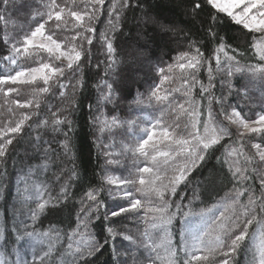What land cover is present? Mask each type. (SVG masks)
Here are the masks:
<instances>
[{"label": "trees", "instance_id": "trees-1", "mask_svg": "<svg viewBox=\"0 0 264 264\" xmlns=\"http://www.w3.org/2000/svg\"><path fill=\"white\" fill-rule=\"evenodd\" d=\"M49 2L50 0H30L34 11L41 12L47 10L44 5ZM114 2L117 3L118 9L119 0H104L103 5L97 6L99 12L95 21L91 22L94 32L87 33L83 32L82 28L74 27L80 23L87 27L89 24L87 17L83 22H78L68 12L71 9L82 13L87 12L91 15L96 11L91 6V1L57 0V3L64 7L62 21H66V26L63 30L57 29L54 22L50 21L45 26V34H48V30L51 29L55 33L54 38L58 39L63 48L75 46L77 50H83L81 60L73 65L74 70H70L67 69V65L56 62L47 51L40 48H30L27 53L22 52L17 57L21 67H35L44 62L53 63L65 69V76L50 79L48 85L50 90L47 93L38 91L40 87L45 86L43 81L38 79L31 84L18 82L15 85H0V127L17 121L22 115L29 112H36L37 115L33 116L32 120L27 122L28 124H33V121L44 118L51 120L53 119V112L56 113V118L67 117L72 121V128L69 132L70 154L65 156L58 149L57 153L52 155V162L47 170L35 168L41 163V160L39 155L34 154L26 143L30 138L27 136L20 144H16L14 141V147L9 146L6 160L0 162V233L4 236L3 243L6 250L8 251L15 244V237L25 230L18 227L14 221L15 209L20 204L15 199L11 201L13 183L21 177L26 179L24 181L27 185L32 181L47 184L42 203L49 197L55 198L60 195L61 185L65 181L71 185L70 198L61 200L56 205L58 210H54L52 204H47L37 219L31 221V227L26 229L37 233L48 231L56 233L58 238H61V242L55 250V254L64 256L65 264H73L75 258L71 253L77 249L82 250L84 255L83 258L76 260L75 264H116L113 244L119 251L124 252L128 242L117 235L114 241L109 238L108 243L104 244V239L108 236L107 227H113L117 233L136 236L138 243L139 240L143 239L142 236H145L142 234H147L145 236L147 242L149 239L151 240V242L149 241L150 244L154 242L157 246L162 245L158 247L159 259L157 264H169L171 256L167 247L168 240L170 239L171 245L178 249L186 221L203 215L214 206L225 202L237 203L240 206H233L235 208V212L232 214L233 224L229 230L224 232L223 243H230L229 236L238 233L237 224L242 225L243 221L255 217L253 224L249 226V237L242 243L234 257H228L231 264H258L252 241L258 224L264 225V211L261 210L264 207V201H262L260 187L264 162L258 160L251 144L261 143L264 146V139L259 134L244 133L243 138L237 139V132L227 127L233 135L226 137L221 142L225 147L221 148L219 145L213 147L219 149L215 151V157H220L222 160L226 159L228 164L221 169L217 160L212 158L206 167L192 170L188 175L190 183H180L175 195L166 196L168 203L167 208L163 211L160 210L161 202L154 191L136 192L133 189L135 198L142 201L140 208L135 212H129L110 220L103 219L105 211H115L118 206L128 205L126 200L113 201L109 196L108 189L111 188L115 192L116 186L107 184L108 177L128 178L132 174L137 179L136 187H144L138 183L142 174L138 173L136 169L145 166L146 159L135 150L136 134L142 126L157 124L159 120L160 126L169 127L172 140L189 139L191 136L188 135V132L194 131L191 129L193 116L198 114L197 127L200 128L208 116L210 107L213 120L221 127L226 126L221 121V116H225V113L229 114L232 109L239 111L244 119L255 118L264 112V80L261 79L259 73L253 75L249 71L250 67L264 64L260 61V53L254 46L257 40L253 38L259 34L252 32L245 35L248 30L243 29L242 25H237L221 14L222 19L217 31L226 44L225 51L228 56H235V61L228 60L224 53L212 51L211 49L218 47L215 43L211 44L209 49L201 46L205 41L195 34V32L200 31L199 24L194 27L186 25L193 31L190 32L185 28V33L181 34L178 42H173L167 46L162 44L159 48L152 46L146 51L143 60L146 69L140 73L139 83L130 86L131 94L125 93L122 97L117 92L113 103L102 105L100 108V111L104 112L105 115H116L121 120H136V125L131 130L127 126L113 127L111 132L106 131L101 134L92 123V116L96 112L97 98L100 96L98 86H102L105 80L109 82L120 80L127 75L123 63L124 53L135 42L136 37V21L133 19V12L131 11L126 12V19L121 17L120 22L116 23L115 29L110 27L108 23L109 8ZM178 3L179 0H146L141 9L147 10L149 6L152 9L163 8L165 11L174 13L179 23L187 20L188 17L184 16L177 7ZM207 12L208 9L205 6L202 12L205 18ZM117 14L116 11L113 12L114 22ZM154 14L155 12H153ZM0 15L5 17L4 20H0V40L8 41V48H11L12 43L17 40L22 41L23 33L29 31L30 28L34 30L36 26V21H33L31 17L16 11L13 0H10L7 6L0 4ZM140 15L141 11L137 10L135 16L139 17ZM181 27L184 26L181 25ZM121 30L123 35L120 34ZM78 32H83L84 36H91L93 43L89 45L86 39H82L77 34ZM101 34H109L115 37L114 47L116 51L112 58L109 57L103 41L99 39ZM185 34L189 35L192 41H198L191 49L184 41ZM18 46L22 45L18 44ZM197 47L200 48V55L204 59L197 69H193L189 65V59L196 53ZM180 52H188V58L179 59ZM0 59H4L3 55H0ZM217 60H219V66H217ZM236 61L239 63L237 64ZM181 63L185 65L184 68L179 66ZM169 65H171V69H169ZM237 67L242 68L243 71H237ZM160 68L164 69L163 74L159 72ZM209 68L212 69L211 81ZM229 71L232 72L231 76L228 75ZM106 72L108 73L107 76L105 75ZM193 72L198 81L194 85ZM161 75L167 76L162 85L159 83ZM61 84L64 87H60ZM201 84L208 87L207 93L201 91ZM229 84H231V88H229ZM153 85L156 87L153 88ZM209 85L211 86L209 87ZM9 87L15 88L17 91L8 92ZM153 91H155L156 96L160 97L159 100L152 95ZM61 92L64 93L63 97L60 95ZM221 98H223V109L219 102ZM17 101L28 103V107L21 108ZM193 101L195 102V114L190 103ZM210 101L211 105L209 104ZM89 105L92 107L89 108ZM177 122L180 123V128L173 126ZM63 127L65 131H68L67 125ZM37 133L41 134L44 139L56 135L51 131V128L35 129L31 133L32 137ZM97 137L101 138L100 141L97 140ZM59 138L63 139L62 136ZM100 142L109 147L102 149L98 146ZM105 151L112 153L110 159L120 161L119 166L115 164L105 165ZM34 155L35 158L30 159ZM171 165L169 168L176 166ZM213 165H216V169L213 170L216 179L212 185H207L204 183V178L209 175V170L212 169ZM229 167L233 172L236 168L242 169L243 174L248 179L243 182L232 179L228 172ZM72 169L75 170L76 175L69 180L68 177L71 175L69 170ZM166 170L170 174L165 171L163 177L166 175L170 177L173 172L170 171L171 169ZM57 176H60L59 180L56 179ZM164 183H168V180L165 179ZM92 188L100 189L98 197L101 201L100 207L90 223L81 214L80 226L77 227V213L79 212L81 197ZM249 188H251V192L247 191ZM237 192L243 194L237 196ZM249 195L254 197L252 204H249ZM88 203L91 201L85 198V204ZM177 204L180 205L179 210L175 207ZM161 221L166 222L165 231L168 230V238L166 237L167 234L161 237L158 233V231L161 232L160 229L154 227V223ZM69 235L72 237L70 241ZM160 238L163 239L160 240ZM96 241L100 242L102 247L99 251L88 255L90 245ZM69 243L72 244L71 249L68 248ZM163 248L167 249V253L162 252ZM135 252L138 258L137 264H148L146 258L149 252L143 246L137 247ZM254 254L255 262H253ZM207 256L208 260H201L199 264H218L220 260L224 259L219 249L211 251ZM185 259H189V257L185 256L183 252H178L175 264H183ZM50 262H52L51 259ZM192 264H196V262H192Z\"/></svg>", "mask_w": 264, "mask_h": 264}, {"label": "snow or ice", "instance_id": "snow-or-ice-1", "mask_svg": "<svg viewBox=\"0 0 264 264\" xmlns=\"http://www.w3.org/2000/svg\"><path fill=\"white\" fill-rule=\"evenodd\" d=\"M10 0H0V4L7 6ZM74 2V0H73ZM146 3V0H119V8L117 9V3L114 2L110 5L109 8V25L112 29H115L116 23L120 22L121 17L126 19V12H133V19L136 21V37L135 42L125 51L124 56L125 59L123 61L127 75L120 80H112L111 82L105 80L102 86H98L100 91V96L97 98V106L96 112L92 116L93 126L97 128V130L103 134L106 131L111 132L113 127H123L127 126L129 130L136 125L137 121L133 119L129 120H121L120 117L116 115H105L104 112L100 111L102 105H106L109 103H113L116 99V93L119 92L123 97L125 93L131 94L132 85H137L140 81V73L142 71V64L144 57L146 55V51L154 46L159 48L162 44L167 46L173 42H178L182 33H185V28L188 31H193L192 28L186 27V25L195 26L197 24L200 25V31L195 32V34L201 38V40L205 41L202 47L205 49H209L211 44L215 43L218 45L217 48L211 49L214 52L224 53L226 58L231 61H235V56H228L225 51L226 44L223 42V38L220 36L219 31H217L220 21L223 17H227L234 21L237 25H242L243 29L248 30L245 35L248 33H258V36H255L254 40H259L262 44H264V0H179L177 7L183 13L184 16L188 17L187 20L183 22H177L176 15L170 11H165L163 8L158 7L157 9H152L151 6L147 10H142L141 6ZM104 0H91V6L96 9L91 15L87 12L75 11L69 9L68 14L78 22H83L85 17H87L89 24L87 27L80 23L74 27H79L83 29V32L92 33L94 32V28L92 27L93 21H95L97 14L99 12V8L97 6L103 5ZM13 6L16 11L22 13L24 16L31 17L33 21H36V26L34 30L31 28L29 31L23 33L22 41L17 40L12 43L11 48H8V41L0 40V55H3L4 59L9 60L13 65H16L20 70L16 71L14 75H5L0 77V85L12 84L15 85L18 82L20 83H33L37 79H40L44 83V87H40L38 89L41 93L49 92V80L53 77L59 78L65 76V69L61 66L55 65L53 63H41L39 67H29L23 68L18 64L17 57L21 55V53H27V46H38L40 49L46 50L47 53L54 58L55 60H60L62 57L66 58L68 61L67 69L74 70L73 65L81 60L83 50H77L75 46L71 47L67 52L61 51V43L58 42V39L54 38L55 33L48 30V34H45V26L50 21L54 22V26L57 29L63 30L64 26H66V21H62V14L64 12V7L61 4L57 3V0H50L49 3L45 4L44 7L47 9L46 11H34L30 0H13ZM205 6L208 9L206 18L202 15L203 9ZM137 10L141 11V15L139 17L135 16V12ZM116 11L118 14L115 17V22L113 20V12ZM34 12V15H33ZM153 12L155 14L153 15ZM38 18V20H37ZM5 17L0 15V20H4ZM183 25L184 27H181ZM83 32H78L77 34L81 36L82 39H86L87 43L91 45L93 43V39L91 36H84ZM123 35V31L120 32ZM40 37L39 42L37 43L36 38ZM103 41L104 46L106 47L107 53L109 57L112 58L116 49L114 47V39L113 35L109 34H101L99 37ZM184 41L188 44L189 49L198 41H192L191 37L187 34L184 35ZM18 44L22 46H18ZM255 46V45H254ZM188 52H180L179 59L188 58ZM199 57V58H197ZM203 56L200 55V48H196V53L191 56L189 59V65L193 69H197L203 60ZM260 61L264 62V49L260 51ZM115 62V61H113ZM238 64L239 62L236 61ZM181 68H184L185 65L181 63L179 65ZM217 66H219V60H217ZM111 67V65H110ZM169 69H171V65H169ZM237 71H243L242 68L237 67ZM249 71L255 75L256 73L260 74L262 80H264V64L256 67H250ZM159 72L161 74L164 73V69L160 68ZM212 69L209 68V79L211 81ZM107 76L108 73L106 72ZM228 75L231 76L232 72L229 71ZM22 77H26L27 79L21 80ZM167 79L166 75H161L159 78V83L162 85L164 80ZM193 85L198 83L195 78V74H192ZM79 84V81L77 82ZM211 85H209L210 87ZM60 87H64L63 84ZM156 85H153L155 88ZM201 91L203 93L208 92V87H205L203 84L200 85ZM229 88H231V84H229ZM8 92L17 91L15 88L9 87ZM210 94V93H209ZM61 97L64 96V93H60ZM153 96H156L155 91L152 93ZM159 100L160 97L156 96ZM222 99L219 101L221 103V107L223 109ZM19 103L21 108H27L28 103ZM192 104V110L195 114V102H190ZM211 105V101L209 102ZM92 105H89L91 108ZM182 107V106H181ZM39 108V105H37ZM37 115L36 112H29L21 116L17 121L5 126L0 127V162H4L9 153V146L14 147V141L16 144H20L24 137H30L26 143L31 148L34 154H38L41 160V163L35 166L38 169L47 170L50 163L52 162V155L57 153L58 149L62 151L63 155L68 156L71 152L70 147V137L69 132L72 128V121L67 117L63 119L56 118V113L53 112V119L49 120L47 118L33 121V124H28L27 122L32 120L33 116ZM211 107L209 108L208 116L211 120L212 118ZM225 118L230 120L231 123L242 127L247 133L259 134L262 139H264V112L258 114L255 120L244 119L241 116V113L236 109H232L230 114L225 113ZM199 120L198 114L193 116V122L191 124V129H196L197 122ZM64 125H67L68 131L64 130ZM157 126H159V120L157 121ZM175 128H180V123H174ZM40 128H51V131L56 134L53 135L49 139H44V137L37 133L34 137H32L31 133L35 129ZM146 132L147 138L141 139L136 145V151L139 152L141 156H143L146 160L150 157L152 162H156L157 155H150V152L146 150V148L151 144L153 149H157V144L153 142V137L157 135L156 132L150 131L148 129L144 130ZM203 135L200 134L199 131H189L188 135L192 137V140L188 139H175L172 140V133L169 131L168 126H164L160 133L158 134L160 137V142L171 140L172 143L180 146V150L177 151V157L183 155V163L181 165H177L173 169L172 175L164 176L161 178L160 175H156L155 179L160 181V186L155 190V194L161 202L160 210L163 211L167 208V195H175L177 191V186L180 183H190L188 181V175L190 172L196 168H203L207 166V163L212 158L217 160V164L220 165V168L223 169L228 161L226 159H221L220 157H215V151H218V148H214L213 146L219 145L221 148L225 147L222 141L225 140L226 137H231L233 133L229 131L227 126H218L217 128L210 127L209 121H205L203 123ZM62 136L61 140L59 137ZM244 133L239 132L237 130V139L243 138ZM100 137H97V140L100 141ZM234 143V141H233ZM56 145V147H53ZM102 149H107L109 146L100 142L98 144ZM251 147L256 150L259 154V158L261 161H264V146L261 143H253ZM159 155L164 157H169V152H159ZM105 165L115 164L119 166L120 161L117 159H110L112 156L111 152L105 151ZM31 158H35V155ZM216 169V165L212 166V169L209 170V175L204 178V183L207 185H212L216 179V174L213 171ZM31 171V169H30ZM71 175L68 177L71 180L75 175V170H69ZM136 171L140 174H151L153 173V167L144 166L137 167ZM63 172V170H61ZM228 172L230 173L232 179L237 180L238 182H243L248 179L246 175L243 174L242 169L236 168L233 172L231 167H229ZM57 180L60 179V176L56 177ZM167 179L168 183H164V180ZM108 185H115L116 191L113 192L111 188L108 189L109 196L113 199V201L126 200L128 202L127 206H118L115 211H105L103 214L104 220H110L112 218L120 217L129 212L137 211L142 201L140 199L135 198L133 189L136 192H143V188L136 187L137 179L134 178L132 174L128 178H116L113 179L111 177L107 178ZM139 185H145L146 180L141 175L138 179ZM260 187H261V195L262 201H264V176L260 177ZM71 185L65 181L61 185L60 195L55 198L49 197L43 203H39L36 209H30V219L35 221L38 215L45 210L47 204H52L54 210L56 209V205L61 202V200H68L70 198ZM248 192H251V188L247 189ZM100 193L99 188H92L88 190L84 196L81 197L79 212L77 213V227L80 226L81 222V214L83 217L87 218L88 222H91L93 216H96L98 209L100 207L101 201L98 199ZM242 192H237L236 195H242ZM85 198L91 203L85 204ZM254 197L249 195L248 201L249 204L253 203ZM73 207H75L73 205ZM177 210L180 209V205H175ZM264 211V207L261 209ZM174 215V214H170ZM220 216H224V212L220 213ZM255 217L252 219H247L241 224H237L236 226L239 228L238 233L234 234V236H229L230 243H220V250L223 252L224 259L220 260L218 264H231V260L228 258L229 256H233L234 254L241 248L242 243L249 237V226L253 224ZM215 222V221H214ZM170 223V218H169ZM87 226V225H85ZM54 231H58L53 229ZM106 232L108 236L104 239V244L108 243L109 238L113 241L116 236L119 235L122 240L127 241L128 245L125 248L124 252L119 251L115 245L113 244V255L116 256V264H137V256L135 249L137 247L143 246L146 251L149 252L148 257L146 258L148 264H157L159 259V251L158 247L154 242L147 243L145 240L141 239L138 243V238L131 234L126 233H117L113 227H107ZM39 234L34 231L25 230L23 234H18L15 237V242L18 244H25L31 242L34 244L37 241V236ZM43 235H48V233H44ZM147 235V234H142ZM189 238L182 235L181 242L179 248H174L171 245L170 239L167 242V247L170 251L171 259L169 260V264H175V258L178 252H183L185 256H188L189 259H185L183 264H192V262H196L199 264L201 260H208V256L201 257L196 254L198 250V245L203 243L202 236L203 233L196 234L194 232H190L188 234ZM2 238V237H0ZM71 235H69L68 239L71 240ZM219 241V238H217ZM31 244L29 246H31ZM102 247L101 243L96 241L90 245V250L88 251V255H92L94 252L99 251ZM68 248H72V244H68ZM189 248L192 249L191 253H189ZM227 249V251H224ZM260 257L258 264H264V237H262V243L259 246ZM15 256L17 259L15 261L5 260L0 258V264H28L27 261L21 262L19 260V250L15 251ZM51 255V249L49 251H45L43 256H41L40 264H43L44 258L49 257ZM71 255L75 258L73 260V264H75L76 260L83 258V251L77 249L75 252L71 253ZM253 262H255V254L253 255ZM32 264H36V257L33 256Z\"/></svg>", "mask_w": 264, "mask_h": 264}, {"label": "rangeland", "instance_id": "rangeland-1", "mask_svg": "<svg viewBox=\"0 0 264 264\" xmlns=\"http://www.w3.org/2000/svg\"><path fill=\"white\" fill-rule=\"evenodd\" d=\"M39 40H40V37L38 36L36 38L37 43L39 42ZM254 45H255V49L259 53L262 49H264V44H262L259 40H257ZM27 47L28 49L39 48L38 46H27ZM70 48L71 47L63 48L61 46L60 50L67 52ZM55 61L61 64H64V65L68 64L67 59L63 57L60 60H55ZM39 66L40 64L35 67H39ZM145 66L146 65L142 64L141 72L145 71L146 69ZM18 70L20 69L16 65H13L9 60L0 59V77H3L5 75H10V74L14 75L15 72ZM25 79L27 78L26 77L21 78V80H25ZM231 111L229 112V114L231 113ZM256 118L257 117L252 118L251 120H255ZM220 119L227 127L235 130L236 132L237 130H239V132L241 133H247L242 127H239L238 125L231 123V121L226 119L225 116H221ZM205 121H209L210 127L212 128H217L218 126H220L218 125L217 122L213 120V118H211L210 120L209 116H207ZM163 127L164 126H160V125L157 126L156 123L144 125L138 130L136 134L137 140H135V146L138 144V142L141 139L147 138L146 132L144 131L145 129H148L150 131H154L157 133V135L153 137V142L157 144V149H153L151 147V144L146 148V150L150 152V155H157V160L156 162H152L150 157L147 160H145L146 161L145 166L153 167V173L142 174L143 178H145L146 180V184L143 185L144 187H142L144 192H149V191L155 192V190L158 189L160 186V181L155 179L156 175H160L161 178H163V173L167 171L166 169H171L170 171L173 172L174 168L173 167L169 168L171 164H172L171 166H174V165L177 166L183 163L184 156L181 155L177 157L176 155L177 151L180 150L179 145L172 143L171 140L164 141L163 143L160 142V137L158 134L160 133ZM194 131H199L200 134L203 135L204 134L203 133V123L200 128L196 127ZM188 140L191 141L192 137L189 138ZM135 150H136V147H135ZM254 151L256 153L258 160H260L259 154L256 152V150ZM159 152H169L170 156L164 157L162 155H159L158 154ZM167 172L170 174L169 171ZM261 176H264V170H262ZM111 178L115 179L114 176H112ZM24 180L26 179L20 177L19 180H16V182L13 183L11 201L15 199V201H17L20 204V206H18V208L15 209V212H16L14 216L15 224H17L18 227H22L23 229L26 230L27 228L31 227V221H32L30 219L29 210L36 209L37 205L39 203H42L43 198H44L45 188L47 184L45 185L39 181H32L30 182V184L27 185ZM235 205L236 207L240 206L239 204L237 203L234 204L233 202L232 203L225 202L224 204L220 203L214 206L211 210H209L205 214L199 215L197 217H194L186 221L183 235L189 238V242H190V236L188 234L190 232H194L196 234L203 233V236H202L203 243L198 245V250L196 251L197 255H200L201 257H203V256H207L208 253H210L211 251H216L218 249L220 250L219 244L221 242L223 243V234L225 231L229 230L233 224L232 214L235 212V208L233 207ZM221 212H224L223 217L220 216ZM154 225L156 229H160L161 232H159L158 230L157 231L158 233H160L159 235H161V237H164L167 234L168 230L165 231L166 222L164 221L156 222L154 223ZM44 233H48V235H43ZM44 233H37L39 234L37 236L38 242L34 244H31V242L25 243V244H18L15 242V244H13L9 248L8 251L6 250L5 244L3 243L4 236L2 235V233H0V237H2L0 238V258L5 259V260H10V261H15L17 257L15 256L14 253L18 249L19 250V260L21 262L27 261L28 264H32L33 256H35L36 264H40L39 258L43 256V253L45 251H49L51 249V255L49 257L44 258L43 264H62V263L65 264L64 256H61V254L60 255L55 254V250L57 249L59 243L61 242V238H58L56 233H53V232L51 233L50 231L44 232ZM166 237L168 238V234L166 235ZM262 237H264V225L258 224L256 231L254 232L253 241H252L254 248H255L258 262H259V257H260L259 246L262 243ZM142 238L143 240L146 241L145 236H142ZM217 238H219V241L217 240ZM162 239L163 238H160V240ZM149 241L151 242V240L149 239H148V242L147 241L146 242L150 243ZM30 244L31 246H29ZM159 246L161 247L162 245L159 244ZM164 251L165 253H167L166 248L162 249V252ZM191 251L192 249L189 248V253H191ZM224 251H227V250H224ZM50 259L52 260V262H50Z\"/></svg>", "mask_w": 264, "mask_h": 264}]
</instances>
